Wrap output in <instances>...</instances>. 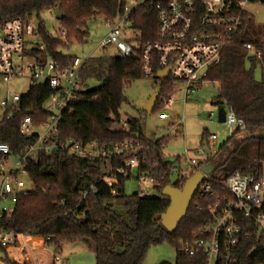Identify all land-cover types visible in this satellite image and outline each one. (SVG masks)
Returning <instances> with one entry per match:
<instances>
[{
    "label": "trees",
    "instance_id": "1",
    "mask_svg": "<svg viewBox=\"0 0 264 264\" xmlns=\"http://www.w3.org/2000/svg\"><path fill=\"white\" fill-rule=\"evenodd\" d=\"M131 1L134 0H0V26L9 19L17 18L26 23L36 19L46 50L33 51V55L39 63L50 59L65 68L78 58L63 55L61 47L73 41L82 43L91 21L103 19L107 24H114L124 16ZM56 8L64 15L60 22L66 42L49 35L44 28L43 13ZM156 15L153 5L131 12L129 18L141 45L157 40ZM247 26L250 33L245 32ZM244 33L243 41L225 49L221 62L212 68L208 79L218 85L216 105L231 109L244 120L246 130L229 136L215 154L201 163L202 167L214 165L217 168L211 175L212 194L195 196L176 233L171 235L161 224L160 217L170 206L168 198L125 194V182L133 171L125 163L135 157L139 181L142 177L153 179L160 193L169 184L181 189L186 180L172 181V175L181 168L180 158L174 162L165 159V141L147 139L137 120L122 122L120 109L126 102V90L146 77L139 59L120 56L91 57L83 62L81 88L63 111L58 133L50 143L65 152L38 151L36 157L23 161L33 188L18 198L14 214L0 221V229L18 235L51 238L58 252L64 243L82 242L95 252L97 264H143L149 250L166 240L176 246L174 264H208L202 254L189 256L181 252L180 242H193L206 235L214 220L209 208L217 203L218 197H229L225 184L231 174L263 176L264 79L257 80L246 62L248 59L260 62L264 68V55L262 61L249 56L243 43L255 44L264 54V41L257 39L252 18H248ZM154 80L162 87L158 103L169 100L176 82L171 78ZM52 94L48 84L31 88L19 104L21 112L13 119L5 117L0 121V143L10 146L12 157L22 161L37 144L38 134L23 136L20 125L26 117H30L36 127L47 121L51 115L47 104ZM117 124L122 127H116ZM204 134L203 145L207 141V130ZM71 140L84 147L97 143L102 149L110 150L129 142L134 149L112 158H72L66 154V144ZM122 168L128 171L123 177L115 172ZM107 177L114 181L109 183L105 180ZM241 247L237 264H264V238L244 239ZM0 251L9 264H18L8 259L5 249Z\"/></svg>",
    "mask_w": 264,
    "mask_h": 264
},
{
    "label": "built area",
    "instance_id": "2",
    "mask_svg": "<svg viewBox=\"0 0 264 264\" xmlns=\"http://www.w3.org/2000/svg\"><path fill=\"white\" fill-rule=\"evenodd\" d=\"M134 9L153 5L158 21L157 40L147 45H141L137 39V30L127 12L114 24H107L109 32L100 42L102 49L113 48L117 56L139 59L143 68V75L148 79L171 78L183 86L185 99L195 97L210 83L208 76L212 68L221 62L223 52L236 43L243 41L244 27L249 17L246 7L249 4L264 3V0H134ZM131 31L133 37L126 38ZM64 34V32H63ZM248 55L262 61L263 51L253 43H243ZM46 46L40 27L36 19L27 23L21 19H9L0 26V83L9 85L20 80L29 79L30 89L48 84L53 96L47 104V111L51 112L49 119L34 126L30 117L24 118L20 125L23 136L38 134V142L31 147L30 152L21 161L12 157L11 148L0 143V175L4 178L0 188V221L11 218L15 206L21 195L27 194L33 188L23 161L39 152L52 153L64 150L52 146L53 139L59 130L62 113L74 101L76 93L81 88L80 70L83 65L79 59L72 66L61 67L53 60L39 63L33 51L44 52ZM170 68L168 77H161V71ZM211 84V83H210ZM25 96V95H24ZM21 94L7 92L1 100L4 110L3 118L13 119L21 112L19 104L24 97ZM172 100H165L170 102ZM164 102V101H163ZM162 102V103H163ZM226 110V122L231 135L237 131L246 130L243 119L238 118L229 108ZM7 112H9L7 114ZM160 119H167V115L160 114ZM214 119V113L210 114ZM217 136L211 135L203 150L204 161L209 155ZM40 147V148H39ZM66 154L72 158H112L121 156L125 151L134 149L133 143H126L115 150L102 149L97 143L84 147L81 143L71 140L66 144ZM208 150V151H207ZM13 160V161H12ZM189 171L180 169L175 175L180 180H187L202 168L198 160H190ZM137 159L125 163L127 168H137ZM119 175L126 176V169H117ZM205 183L196 195L212 194L211 176H206ZM109 183L113 178L107 177ZM143 184H156L153 179L142 177ZM229 197H218L214 205L209 208L213 223L206 231V235L193 242L182 240L180 251L189 256L202 254L208 264H237L241 243L244 239L264 238V176L256 178L253 175L231 174L226 181ZM143 198L150 197L141 191ZM8 203L12 207H7ZM32 237L26 239L0 229V249H5L8 259L18 264H63L60 253L55 248V241L51 238ZM19 250L22 262L15 260L12 250ZM0 264H9L0 252Z\"/></svg>",
    "mask_w": 264,
    "mask_h": 264
},
{
    "label": "rangeland",
    "instance_id": "3",
    "mask_svg": "<svg viewBox=\"0 0 264 264\" xmlns=\"http://www.w3.org/2000/svg\"><path fill=\"white\" fill-rule=\"evenodd\" d=\"M127 12L134 9L133 2L127 4ZM246 12L253 19L255 30L258 34L257 39L264 41V3L249 4L246 7ZM42 19L46 32L54 38L66 42L63 34V29L60 20L56 17L53 10H47L43 13ZM109 26L103 19L94 20L88 23L87 33L82 43L73 41L69 45L61 47L60 51L65 56L78 58L84 62L88 58L102 56H116L115 49H102L99 44L109 32ZM250 33L248 28L245 31ZM133 34L131 31L126 33V38L131 39ZM246 66L253 71L257 80L264 79V68L260 62H252L247 60ZM159 85V84H158ZM157 82L153 79L143 78L134 82L126 90V102L120 109L122 122L137 120L141 124L144 136L152 141L163 140L166 145L164 147V157L167 161L174 162L180 158V166L183 171H189L190 160H198L204 162V155H199L198 152L203 150V135L207 130V140L211 135L217 136V140L211 148V151H216L218 147L231 135L226 124H221L218 121L219 107L216 105V97L218 95V85L208 84L195 97L187 101L185 99L183 86L175 83V89L171 96L170 102L162 101L158 103L152 114L144 111V106L148 103L153 95ZM95 86V85H94ZM97 86V85H96ZM27 95L30 91V80L20 79L10 83H0V103L6 96L7 92ZM225 108V107H224ZM166 114L167 119L161 120L160 114ZM214 113V119L210 120V114ZM4 110L0 105V121ZM118 128L122 124H117ZM40 148V147H39ZM39 151V150H38ZM33 154V157L37 153ZM13 161V160H12ZM217 161H219L217 159ZM218 170V174L221 173ZM264 176V165H263ZM3 177L0 175V188L3 183ZM26 182H29L28 177H23ZM172 181L177 179V175H172ZM125 194L132 196L141 191H145L150 197H159L161 193L156 185L151 183L146 186L143 181H139L138 171H132V177L125 182ZM12 207L11 203L6 205ZM28 237V236H26ZM59 253L63 260V264H97L96 254L89 248H86L82 242L64 243L61 245ZM1 252V251H0ZM177 249L171 240H166L158 246L152 247L143 264H174L176 261ZM22 262V260H17Z\"/></svg>",
    "mask_w": 264,
    "mask_h": 264
},
{
    "label": "water",
    "instance_id": "4",
    "mask_svg": "<svg viewBox=\"0 0 264 264\" xmlns=\"http://www.w3.org/2000/svg\"><path fill=\"white\" fill-rule=\"evenodd\" d=\"M56 17L61 20L64 18L59 8L54 10ZM170 68L159 73L161 77H168ZM162 87L157 86L153 95L149 99L148 103L144 106V111L152 114L158 101L161 97ZM218 121L221 124L226 122V110L225 108H219ZM264 138V137H263ZM208 151V150H207ZM214 165H204L200 170L196 171L191 177L185 181L183 188H177L176 186L169 184L163 187L161 196L170 200V206L167 211L161 215L162 226L172 235L176 233L180 224L186 219L190 206L195 198L199 188L205 183L206 176H211L216 171Z\"/></svg>",
    "mask_w": 264,
    "mask_h": 264
},
{
    "label": "crops",
    "instance_id": "5",
    "mask_svg": "<svg viewBox=\"0 0 264 264\" xmlns=\"http://www.w3.org/2000/svg\"><path fill=\"white\" fill-rule=\"evenodd\" d=\"M117 56V55H116ZM166 120V119H165ZM38 154V153H37ZM34 157H36V155L34 156ZM33 158V155L31 156V159ZM181 167V166H180ZM182 168V167H181ZM180 168V169H181ZM30 238H32V237H26V239H30ZM12 252L14 253V256H15V260H20L21 259V255H20V252H19V250H12Z\"/></svg>",
    "mask_w": 264,
    "mask_h": 264
}]
</instances>
